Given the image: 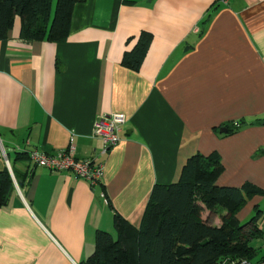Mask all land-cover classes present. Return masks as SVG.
<instances>
[{"label": "crops", "instance_id": "crops-1", "mask_svg": "<svg viewBox=\"0 0 264 264\" xmlns=\"http://www.w3.org/2000/svg\"><path fill=\"white\" fill-rule=\"evenodd\" d=\"M142 33L131 69L122 57ZM113 112L126 120L103 153L93 127ZM70 146L103 163L100 186L27 157ZM196 153L219 158L218 186L264 189V0H83L63 41L24 37L19 17L0 40V169L7 159L14 186L0 264H82L97 231L115 237L116 213L138 227L153 186L176 183Z\"/></svg>", "mask_w": 264, "mask_h": 264}, {"label": "trees", "instance_id": "trees-1", "mask_svg": "<svg viewBox=\"0 0 264 264\" xmlns=\"http://www.w3.org/2000/svg\"><path fill=\"white\" fill-rule=\"evenodd\" d=\"M80 1L83 0H56L52 14L53 0H0V40L19 17L24 37L63 41L72 8ZM149 43L150 34L142 33L134 47L125 51L122 63L138 69ZM223 170L217 156L196 153L183 166L176 183L153 186L138 227L116 213L115 237L97 231L94 252L82 264L264 262V256L255 260L257 249L250 244L262 235L257 217L242 223L236 215L247 198L261 193V189L250 183L241 187L218 186L216 180ZM13 190L4 166L0 169V206L7 204ZM212 215L218 217L219 224L209 221Z\"/></svg>", "mask_w": 264, "mask_h": 264}, {"label": "built area", "instance_id": "built-area-1", "mask_svg": "<svg viewBox=\"0 0 264 264\" xmlns=\"http://www.w3.org/2000/svg\"><path fill=\"white\" fill-rule=\"evenodd\" d=\"M226 4L228 0H219ZM124 115L120 113H110L101 116L94 124L93 136L98 137L102 142V152L106 153L114 147L120 140L121 127L125 122ZM237 124V123H236ZM30 160L34 164L51 171H70L77 177L85 180L92 188L100 186L103 178V163L94 157L77 159L73 156V147H67L55 154L31 151L28 153ZM5 164L10 170L9 163L5 159ZM104 196L103 192H100ZM240 264H249L243 260ZM259 264H264L261 262Z\"/></svg>", "mask_w": 264, "mask_h": 264}, {"label": "rangeland", "instance_id": "rangeland-1", "mask_svg": "<svg viewBox=\"0 0 264 264\" xmlns=\"http://www.w3.org/2000/svg\"><path fill=\"white\" fill-rule=\"evenodd\" d=\"M55 1L56 0H53L52 14L54 12ZM253 204H256V205L253 207ZM247 205H250L251 207H253V211L249 213L248 215H246L245 217H243L242 223L248 221L254 215L257 217V221L264 220V189L263 190L261 189V193H257V194L252 195L251 197H248L243 208ZM255 241L256 239L254 238L251 240V243L256 244Z\"/></svg>", "mask_w": 264, "mask_h": 264}, {"label": "water", "instance_id": "water-1", "mask_svg": "<svg viewBox=\"0 0 264 264\" xmlns=\"http://www.w3.org/2000/svg\"><path fill=\"white\" fill-rule=\"evenodd\" d=\"M226 129H223V131H225Z\"/></svg>", "mask_w": 264, "mask_h": 264}]
</instances>
